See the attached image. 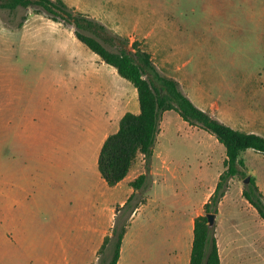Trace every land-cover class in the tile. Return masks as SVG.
<instances>
[{"label":"rangeland","instance_id":"374dc122","mask_svg":"<svg viewBox=\"0 0 264 264\" xmlns=\"http://www.w3.org/2000/svg\"><path fill=\"white\" fill-rule=\"evenodd\" d=\"M64 1L129 40L128 51L135 52L137 44L151 53L160 70L176 78L197 106L203 105L236 129L264 136V0ZM37 8L19 7L12 16L0 12V178L23 168L28 158L40 157L47 147L41 141L18 142L19 125L44 129L45 137L49 131L65 142L91 139L95 144L101 126L112 129L115 125L105 123L99 98L114 100L121 95L132 99L135 92L134 85L116 68L76 37L74 24L56 22ZM96 68L97 82L90 73L85 77L87 70ZM171 115L181 122L171 131L167 155L194 154L198 138L208 131L191 129L178 112ZM167 137L165 126L160 151ZM240 158L244 162L242 175L230 181L219 203L215 233L217 239L241 246L237 252L243 253L240 262L234 254L223 255L224 264H264V257L258 253L252 257L249 249H242L243 239L249 238L264 252V233H255L256 225H252L250 235L246 224L247 220L264 223V219L243 195L248 184L244 180L252 176L264 196V153L249 148ZM159 163L161 167L167 164L164 160ZM221 167L224 169V164ZM196 173L189 172L184 185L169 178L171 187L160 191L165 223L153 239L133 245L137 254L133 264H175V251L183 244L182 228L188 235L193 233L196 217L205 214L212 188L204 190L215 179L205 172L196 178ZM55 225L48 217L31 222L33 234L47 229L45 239L36 242L40 247L33 255L27 250L29 243L16 245L0 227V264H48V260L89 264L98 259L90 246H80L64 253L67 263L59 249L61 241L50 231ZM140 252L144 256L138 255ZM111 255V249L106 250L96 264H107Z\"/></svg>","mask_w":264,"mask_h":264},{"label":"crops","instance_id":"0c3cea01","mask_svg":"<svg viewBox=\"0 0 264 264\" xmlns=\"http://www.w3.org/2000/svg\"><path fill=\"white\" fill-rule=\"evenodd\" d=\"M96 72L97 68L96 70H87L85 77L90 73V78H94L97 82ZM85 77L82 76L83 81ZM92 90L95 94L94 88ZM134 91L132 99H126L121 95L114 100L99 98L103 102L101 110L106 119L105 123L110 125L115 123V125L112 129L101 126L99 139L95 144L91 139L73 140V143L65 142L58 140L57 137H52L49 131L45 137L44 129H39L31 124L19 125L18 142L28 144L41 141L43 144L46 142L47 147L44 148L40 157L35 155V158H28L24 169H12L9 177L0 178V227L1 231L12 236V241L16 245L24 247L25 243H29L27 250L30 255H33L35 248L40 247L36 242L45 239L44 231L47 230L42 228L39 235L33 234L29 225L35 219L48 217L56 224L51 227L50 231L61 241L59 249L62 250V254L66 258L65 261L68 263V257L65 254L70 249H77L80 246H90L99 259L100 249L105 238L112 235L114 226L120 221L118 218L122 217L121 223L126 224V233L117 264H133V258L137 256L133 252V245L142 240L153 239L159 227L165 223L162 219L163 208L160 191L171 187L170 177L175 180L179 179L184 185L187 184L184 178L188 176L189 172H197L196 178H201L199 175L201 172L207 173L215 178L212 184L204 190L205 192L212 188L208 196L210 200L220 175L225 169V166L222 169L221 165L226 159V148L215 135L203 132L198 138L194 154L181 152L175 157H169L167 142L171 139L173 127L179 126L181 122L178 116L171 115V113L176 114V110H168L162 114L160 131L149 165H147L145 155L141 153L128 175L116 185L110 186L102 177L98 159L104 141L119 129L120 121L127 112H140L136 87ZM96 96L98 97V95ZM199 107L204 109L203 105ZM164 125L168 137L162 142L160 151L158 149L161 141L160 134L165 129ZM188 125L193 130L202 129L189 123ZM13 134L14 132H12V136ZM12 143H14L13 140ZM161 160L166 161L167 164L161 167L159 163ZM167 160L172 161V165ZM183 171L187 173H183ZM143 174H147L145 183L141 188L135 189L131 182ZM246 224L250 225V235H252V225H256L257 232L255 233H264V223L247 220ZM181 237L183 244L175 251L177 254L174 263L190 264L194 228L193 233L191 232L189 235L182 228ZM243 240L246 241L242 245V249H249L252 257L253 253H258L261 258L264 257L262 254L264 252L259 250L255 239L251 241L249 238H245ZM217 244L220 264L225 263L223 255L224 257H233L234 254L239 257L240 262L243 253L241 252L239 255L237 252L241 251V246L237 247L232 241L227 242L226 239L221 240L219 237ZM144 254L140 252L138 255L144 256ZM98 259L89 264H96ZM47 263L55 264L51 260H48ZM63 263V261L59 262V264Z\"/></svg>","mask_w":264,"mask_h":264},{"label":"trees","instance_id":"16d2710c","mask_svg":"<svg viewBox=\"0 0 264 264\" xmlns=\"http://www.w3.org/2000/svg\"><path fill=\"white\" fill-rule=\"evenodd\" d=\"M38 6L47 16L60 23L74 24L76 37L98 54L107 64L130 81L138 91L140 112H127L120 121L119 129L110 134L101 148L98 167L102 177L110 186L116 185L129 173L139 154H144L147 165L151 161L163 112L176 110L190 125L200 127L215 135L226 148L225 169L217 186L205 204V214L196 217L190 264H220V254L215 228L209 226L207 213L218 212V206L230 187V181L241 176L244 166L240 158L242 151L253 148L264 153V136L236 129L197 106L182 90L181 83L164 74L152 58L151 53L137 47L135 52L126 49L129 40H123L100 21L78 12L64 0H0V12L15 15L19 7ZM23 24H18L21 27ZM121 41V43H120ZM245 175V174H244ZM147 174L131 182L135 189L145 183ZM244 197L264 218V196L255 179L245 185ZM133 196L129 199L131 202ZM120 221L107 236L100 254L111 249L107 264H117L126 224Z\"/></svg>","mask_w":264,"mask_h":264},{"label":"water","instance_id":"95a60500","mask_svg":"<svg viewBox=\"0 0 264 264\" xmlns=\"http://www.w3.org/2000/svg\"><path fill=\"white\" fill-rule=\"evenodd\" d=\"M250 180H251V177L248 176V177L245 178L244 182H245V183H249ZM206 215H207V217H208L209 226H210V227H214V226H215V223H216L217 214L214 213V212H209V213H207Z\"/></svg>","mask_w":264,"mask_h":264}]
</instances>
